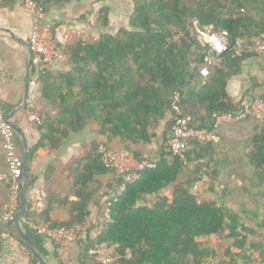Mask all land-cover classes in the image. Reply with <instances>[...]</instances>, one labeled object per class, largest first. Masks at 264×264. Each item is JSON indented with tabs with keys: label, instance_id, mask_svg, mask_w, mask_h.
I'll list each match as a JSON object with an SVG mask.
<instances>
[{
	"label": "trees",
	"instance_id": "trees-1",
	"mask_svg": "<svg viewBox=\"0 0 264 264\" xmlns=\"http://www.w3.org/2000/svg\"><path fill=\"white\" fill-rule=\"evenodd\" d=\"M71 1L35 0L47 13ZM130 1L134 11L127 28L104 32L110 8L101 7L88 24L98 30L97 39L68 48L69 69L38 73L33 99L42 111L33 115L42 137L28 160L40 148L56 153L63 140L94 124L100 139L117 140L137 159L144 158L143 146L160 140L156 167L109 199L101 194L102 178L107 176L108 186L121 187L122 180L104 166L100 142H94L72 172L70 185L80 204L66 222L50 227L84 224L95 203L103 217L110 210L111 220L98 237L86 235L81 255L86 264H98L88 254L95 242L113 248L121 264H264V122L250 116L223 123L216 130L218 142L189 139L183 157L167 159L174 94L193 126L208 130L216 115L237 114L243 96L264 100V78H250L239 99L228 92L232 79L245 78L248 62L258 59L264 73V52H256L264 36V0ZM194 21L228 38L227 51L209 67L208 77L199 72L207 48L196 39ZM198 184L212 195L221 187L224 193L203 200ZM27 216L28 222H49L48 209ZM212 237L219 246L211 244Z\"/></svg>",
	"mask_w": 264,
	"mask_h": 264
},
{
	"label": "crops",
	"instance_id": "crops-1",
	"mask_svg": "<svg viewBox=\"0 0 264 264\" xmlns=\"http://www.w3.org/2000/svg\"><path fill=\"white\" fill-rule=\"evenodd\" d=\"M20 2L21 0L12 4L0 0V64L2 65L0 68V103L3 105L6 116L11 118L21 132V136L15 133L14 142L16 153L22 160L28 148L25 174L27 215L37 216L48 209L50 223L44 219L38 220L44 221L50 227L51 224L66 222L73 215L72 213H75L76 204H80V198L70 185L73 181L72 172H74L76 160L84 157L92 148V144L97 141L101 143L106 140L107 144L116 150L125 148L117 140L108 142L107 139H100L97 127L91 124L81 132H75L63 140L62 146L56 153L47 154L46 150L40 148V151L28 160L29 153L39 145L42 137L38 131L39 121L33 115V111L40 114L42 108L33 99L37 85L34 88L30 85L37 68L35 56L29 45L32 22L23 11ZM113 2L115 1L73 0L63 8L53 6L48 14L52 26L53 24L58 25L55 28L84 30L89 35H96L98 30L91 25L88 26L91 16L93 17V14L103 6L109 8ZM83 17L86 18L87 23L83 22ZM257 61L260 62L257 59L246 64L243 75L245 78H235L230 81L228 86L230 96L239 99L246 85L250 84V78H264V73ZM54 69L68 70L69 66L68 63H63L56 65ZM28 86L30 91L27 101ZM197 109L201 110L200 107ZM160 144L161 141L156 139L152 145L143 146L140 151L144 153V158H155ZM0 174L4 177L0 181L1 216L7 202L10 175L8 155L3 147L2 139H0ZM102 181L104 189L109 182L107 176H104ZM200 187L202 193L205 187L201 185ZM166 192L170 191L164 192L168 194ZM89 211L90 216L86 218L84 224L75 226L87 225L89 219L103 223L104 217L99 214V208L95 203L91 204ZM26 217L21 221V228L32 240L33 247L30 248L24 243L15 220L3 222L0 226L1 231L11 235L10 240L4 243L1 249L3 264H61L62 261L53 243L33 232L29 226L35 221L28 222ZM86 235L88 232L81 234L79 239L69 247L68 257L73 264H86L81 259Z\"/></svg>",
	"mask_w": 264,
	"mask_h": 264
},
{
	"label": "built area",
	"instance_id": "built-area-1",
	"mask_svg": "<svg viewBox=\"0 0 264 264\" xmlns=\"http://www.w3.org/2000/svg\"><path fill=\"white\" fill-rule=\"evenodd\" d=\"M23 11L31 18V34L29 45L35 56L37 63L36 72L31 78L30 85L35 87L38 82V73L52 70L58 64L69 62L68 48L76 41L82 40L90 42L97 39L94 35H89L84 30L55 28L50 22L49 14L38 5L35 0H21ZM193 29L196 39L207 48L203 63L200 65L199 72L202 76L208 77L209 67L219 64L221 56L227 51L228 38L223 32L215 31L213 28L201 27L198 21L193 22ZM256 52L261 56L264 52V36L257 42ZM196 67L197 65H193ZM2 65L0 64V68ZM3 105L0 103V139L8 155L9 188L7 202L3 207L0 216V226L3 222H12L20 208L21 177L23 174V160L17 155L15 148V132L7 121ZM250 116H256L264 122V100L260 98H251L243 96L241 100V110L233 114L216 115L212 120V129H196L193 126V117L184 115L180 108V95L174 94L172 99V109L168 117L173 119L174 126L169 140L170 154L168 161L172 162L176 157H183L188 149V140L195 139L200 143L218 142L216 130L223 123H234L238 120H244ZM98 151L101 154V161L104 166L113 170L116 177L122 180L121 187L105 186L101 194L109 199L116 197L126 188V185L139 180L140 173L144 170L154 169L157 160L153 158L137 159L130 150H116L111 148L106 140L99 144ZM4 177L0 174V181ZM198 188L197 186L195 189ZM110 210L106 209L103 223L94 222L89 219L87 225L74 226L69 230L53 229L44 221L37 220L30 224V229L37 235L47 238L55 246L61 264H73L68 257V250L71 244L76 242L81 234L90 232L95 238L98 237L103 229L110 222ZM10 234L0 229V264L2 262L1 249L4 243L10 240ZM88 254L94 258L98 264H121L120 257L113 248L106 243H96L89 249Z\"/></svg>",
	"mask_w": 264,
	"mask_h": 264
},
{
	"label": "rangeland",
	"instance_id": "rangeland-1",
	"mask_svg": "<svg viewBox=\"0 0 264 264\" xmlns=\"http://www.w3.org/2000/svg\"><path fill=\"white\" fill-rule=\"evenodd\" d=\"M113 0H111L112 2ZM115 2L111 3L109 8H110V13H109V19H110V25L109 28L106 29L104 32L106 33H111V34H115L120 28L128 27V23H129V18L131 16V14L134 11V6L133 3L130 0H119V3H117V0H114ZM90 21H93V17L91 16ZM94 36L97 37V34H93ZM239 181L235 180V184H238ZM197 187L201 188L200 185L198 184ZM200 190V189H199ZM202 193L201 194V199L203 200H213L215 198V196H217L219 198V196L222 195L223 192V187L221 188H217L218 193H216L217 195H212L210 191L205 189H202ZM168 193V192H166ZM216 199V198H215ZM254 218H251L250 220H253ZM254 222V221H253ZM255 225V223H254ZM210 242L213 246L217 247L219 246L221 243L220 240L216 239V237H212L210 239ZM223 243V242H222ZM255 259L258 258V255L256 254L254 256Z\"/></svg>",
	"mask_w": 264,
	"mask_h": 264
},
{
	"label": "water",
	"instance_id": "water-1",
	"mask_svg": "<svg viewBox=\"0 0 264 264\" xmlns=\"http://www.w3.org/2000/svg\"><path fill=\"white\" fill-rule=\"evenodd\" d=\"M27 95H26V100L28 101L29 98V86L27 88ZM7 121L9 123V125L11 126V128L14 130L15 133H17L18 135L21 136V132L18 129V127L11 121V118L7 117ZM25 155L23 157V174H22V186L21 187V192H20V210L18 211L16 217H15V224L19 229L21 238L23 239L24 243L29 246L30 248L33 247V243L32 240L30 239V237L27 235V233H25V231L22 230L21 226H22V219H24L27 216L28 213V209H27V204H26V199H25V174H26V158H27V152H28V148H26L25 151Z\"/></svg>",
	"mask_w": 264,
	"mask_h": 264
},
{
	"label": "clouds",
	"instance_id": "clouds-1",
	"mask_svg": "<svg viewBox=\"0 0 264 264\" xmlns=\"http://www.w3.org/2000/svg\"><path fill=\"white\" fill-rule=\"evenodd\" d=\"M7 117V116H6ZM199 185H201V186H203L202 184H199ZM200 188L198 187L196 190H199ZM200 191V190H199ZM88 233H90V232H88ZM91 234V233H90Z\"/></svg>",
	"mask_w": 264,
	"mask_h": 264
}]
</instances>
